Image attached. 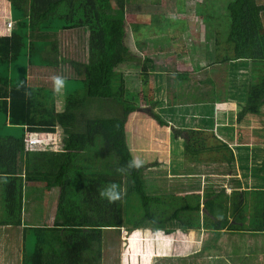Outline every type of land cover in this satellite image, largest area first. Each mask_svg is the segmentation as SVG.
Wrapping results in <instances>:
<instances>
[{"label": "trees", "instance_id": "1", "mask_svg": "<svg viewBox=\"0 0 264 264\" xmlns=\"http://www.w3.org/2000/svg\"><path fill=\"white\" fill-rule=\"evenodd\" d=\"M5 1L10 4V14L23 17L11 32L12 62L18 61L22 49L32 53L40 43L42 51L56 57L43 63L58 67L65 62L58 60L59 41L51 38L58 23L65 31L83 29L89 33L87 63L69 62L75 77L83 81L84 99L77 106H67L61 116L63 120L68 117L67 133L80 136L69 141L80 149L26 150L27 134L56 133L58 113L53 91L29 85L24 76L16 84L9 80V100L0 99V115L5 119L0 125V226L22 229V264H102L105 230L123 229L127 235L138 232L144 242L151 235L177 238L179 233L205 232L210 239L200 255L195 254L197 258L216 251L223 232L240 230L239 221L247 220L245 215L253 216L246 231L264 235V0H226L220 23L228 51L224 48L226 55L222 57L217 38L214 61L230 64L236 72L223 96L213 84L216 99L212 105L217 106L204 105L205 118L192 117L189 124L185 118L182 121L176 114L178 96L174 93L173 100L165 103L171 96L164 94L168 79L155 74L156 95L145 97V101L152 106L149 116L159 126L168 128L172 121L174 145L181 137V148L176 145L171 153L174 160L184 157L199 164L201 155L216 152L215 167L208 166L209 175L219 174L229 184L228 188H215L207 176L205 185L192 180L182 193L173 190V194L168 191L163 195L152 191L145 178L149 166L143 162L137 166L127 133L130 112L135 108L123 100V88L113 84L114 71L124 62L137 60L127 44L129 0ZM214 3L208 0L197 7L201 16L206 6L210 7L209 15L203 17L206 25L215 19ZM135 44L147 49L139 40ZM152 61L146 56L145 82L146 66ZM206 73L211 74L209 70ZM169 76L171 79L173 74ZM174 78L186 80L189 74L181 71ZM218 101H225L226 106H218ZM155 107L160 108L157 114ZM190 109L187 106L185 112ZM221 112L223 118L217 117ZM5 125L12 132L4 134ZM16 128L22 129L20 137L13 135ZM202 128L215 130L221 137L207 144ZM177 163L173 173L189 175L178 172L189 168L183 165L185 161ZM31 183H43L60 192L51 226L24 225V189ZM185 257L178 256L173 262L163 258L162 262L182 264Z\"/></svg>", "mask_w": 264, "mask_h": 264}, {"label": "rangeland", "instance_id": "2", "mask_svg": "<svg viewBox=\"0 0 264 264\" xmlns=\"http://www.w3.org/2000/svg\"><path fill=\"white\" fill-rule=\"evenodd\" d=\"M208 0H129L126 11V33L128 34L127 44L129 46V53L136 59L133 61L124 62L114 71L113 84L123 88V100L127 103L133 104L134 110L130 112V119L128 123L127 133L129 143L132 146V151L137 162L146 163L149 166L145 171V178L151 187L152 191L163 195L162 193L172 191L174 193H182L186 187L185 184L192 183V180H199L202 185L206 184L207 176L209 174V167L213 168L214 161L217 153L211 154L204 153L200 156L201 163L197 164L190 159L184 157L174 160L175 157L171 155L173 148L176 145L181 148V137L175 145L172 140L173 125L168 128L159 126L148 113V109L152 106L146 104L145 97L153 99L156 95L155 74H164L168 80L164 82V94H170L169 98L165 99V103L173 100V94L178 96L177 100V116L185 118L187 124L192 120V117L199 119L205 118L203 106L206 105L210 108H215L217 104L212 105L216 98L213 86L217 85L220 96H223L225 86L229 80H233V74L236 70L231 69L230 64H217L214 61L215 41L219 38L220 54L222 57L226 55L224 48L228 51L223 37V27L220 23L221 16L225 14L226 0H215L216 8L213 9L215 19L207 25L203 23L204 16H208L210 7L206 6L203 16L198 15V5L206 4ZM10 4L5 0H0V76L6 79L7 85L2 90V96H8L6 89L9 87V80L13 84L22 80L25 76L28 79L29 85L46 88L49 91L55 92L56 95V108L58 113V126L55 134L43 136L38 145L37 150L60 152L63 150H77L79 146L74 145V141L70 138L77 139L68 134L66 128L68 127V117L61 119L62 113L70 104L73 106L79 105L84 99V84L81 79L76 78L75 72L69 62L87 63L88 50H89V33L83 29L62 30V25L59 22L56 32L51 38H56L59 41V62L58 67L52 66L50 63H43L44 59L49 61L51 58L55 60V56L50 53L42 51V45L38 43L36 51L28 53L26 49H22L18 61H11V32H8V27L11 22L13 29L18 20L23 17L10 14ZM5 12V14H4ZM1 19H4L2 21ZM54 25V24H53ZM4 30L6 37L1 32ZM50 38V39H51ZM139 40L147 49L141 50L135 44ZM169 40L168 44H165ZM147 41V42H146ZM6 44L5 47L1 46ZM149 44H153L150 47ZM45 48V46H44ZM31 50V49H30ZM44 52V55H42ZM131 55V56H132ZM146 56L150 57L153 61L146 66V73L148 75L145 82L144 75V62ZM139 58V61H138ZM49 59V60H48ZM51 59V60H52ZM219 62V61H218ZM198 69V70H197ZM209 70L211 74H207ZM187 71L189 78L180 80L174 78L176 73ZM173 74L170 79V74ZM211 75V76H210ZM164 76V77H165ZM242 79H246L244 75H240ZM7 77V78H6ZM30 77V78H29ZM62 81L61 85L57 87L56 81ZM214 84V85H213ZM9 89V88H8ZM169 89V91H167ZM6 91V92H5ZM182 92L184 94L182 95ZM212 92V93H211ZM1 97V96H0ZM163 97V96H161ZM214 98V100H213ZM164 100V99H163ZM213 101V102H212ZM218 106H226L225 101H218ZM225 104V105H223ZM191 106L188 113L185 112L187 106ZM165 111H169L167 106L161 107ZM154 111L160 112L159 107H155ZM129 115V116H130ZM166 118V113L163 115ZM168 116V115H167ZM217 117L223 118L222 112L217 113ZM4 118L0 115V125L4 122ZM172 122V121H170ZM199 122V120H198ZM4 134L12 132L9 125L3 126ZM21 128L13 130V135L16 137L21 136ZM201 135L206 143L214 144L217 138L221 135L213 130L203 129ZM245 133L244 131H242ZM82 138V137H81ZM83 142V139H82ZM209 147V146H208ZM35 149V148H34ZM210 159V161H208ZM179 162H184L185 167L188 169L178 170V172L188 173L189 175H176L173 169L176 168ZM157 165V166H156ZM209 166V167H208ZM218 165H216L217 167ZM181 174V173H180ZM191 174V175H190ZM211 177V178H210ZM209 177L211 183L215 188L229 187V184L224 181L223 176L219 174H212ZM36 184V185H35ZM31 189L37 191L39 194L45 190L39 189L44 184L31 183ZM45 187V186H44ZM39 189V190H38ZM177 189V190H176ZM43 190V191H42ZM158 190V191H157ZM188 191V190H185ZM229 193L230 190L227 189ZM1 194V186H0ZM35 195V194H34ZM36 202L31 203L34 206ZM53 206H48V214H56L58 204L52 202ZM57 205V206H56ZM32 207L28 204L24 207L23 217L28 222H33ZM41 210L45 213V207L41 206ZM42 211L37 215H41ZM43 213V214H44ZM0 215L2 218V209L0 206ZM247 220L239 221L240 230L237 232H223L217 242V250L219 254L222 251L228 252L221 258V261H231L232 253L230 250L237 248H250L248 254L253 252L252 257L258 256L264 250V235L252 234L247 232L249 227V219L253 216L245 215ZM242 225V227H241ZM16 229V228H13ZM104 252L102 264H152L153 260L152 250L156 247L158 241L147 238L144 242L139 233L127 235L125 230L104 231ZM13 235L11 244L15 248L12 253L7 252V248L0 246V264H21V239H23L22 229H10ZM182 234L179 233L177 238L171 237L162 239L164 247H166L167 258L165 260H172L169 256H186L182 264H204L208 263L207 258L202 256L195 259L199 250L203 249L204 243L210 236L205 232ZM6 233L4 232V235ZM209 236V238H208ZM172 244V247L171 245ZM33 242H30L32 247ZM193 247V248H192ZM163 249V248H162ZM253 249V250H252ZM164 250V249H163ZM205 250V248H204ZM171 251V253H170ZM235 251V250H234ZM212 256L214 253L210 252ZM164 254V253H162ZM208 254V253H206ZM264 254V253H262ZM189 255V256H188ZM200 255V254H199ZM219 259V258H218ZM262 258L261 260H263ZM163 261V260H162ZM248 264H252L251 259ZM177 263V262H174ZM217 263V262H216ZM264 264V261L258 262ZM154 264H161L159 263ZM209 264V263H208Z\"/></svg>", "mask_w": 264, "mask_h": 264}, {"label": "crops", "instance_id": "3", "mask_svg": "<svg viewBox=\"0 0 264 264\" xmlns=\"http://www.w3.org/2000/svg\"><path fill=\"white\" fill-rule=\"evenodd\" d=\"M1 32H2L1 35L6 37V33H8L9 31L5 32L4 30H1ZM1 46H3V44ZM4 47L5 46H3V48ZM8 80H10V79H8ZM6 85H7L6 79L0 76V96H1L0 99H2L3 101H5V100L8 101L9 100L10 85L8 87L9 89L8 88L6 89V91H8V96L7 95H6V97L2 96V90H3V88L6 87ZM183 94H184V92H182V95ZM176 111H177V109H176ZM171 124L173 125L172 122H170V125ZM49 135L50 134H27L26 140H27V138H31L32 140L33 139H35V140L38 139L39 140L38 143H40V141H42L41 138L43 136H49ZM42 143H43V141H42ZM31 186H32L31 184H28V185H26V187L24 189V191H25V197H24L25 205H24V207L26 205L28 206V204L32 207L31 210H32L33 213H32L31 216L33 217L34 220H33V222H28L29 218H27L25 220L24 217H23L24 225L28 224V225L51 226L53 224V222H54V218H55L56 214L53 213L52 211H51L50 214H48V211H46V210H47L48 206H53V204H52L53 201L56 204L58 203L60 192L57 189H48L46 187V185L44 184L45 187L44 186L42 187V185H40V187H39V189L41 188V189L45 190V192L42 190L43 191L42 193H44V194L41 195L37 191H34L33 189H31ZM33 202H36V204L34 206L31 205V203H33ZM41 206L45 207V213L43 212V210H41ZM40 211H42L44 214L40 213L41 215H37V213L40 212ZM10 229L17 230V229H13V227H1L0 226V246L7 248V250L9 249L7 252L12 253L13 252L12 249L15 248V247L13 246V244H11V242H12L11 239L13 238V235L10 233ZM4 232L6 233L5 235H4ZM163 237L164 238L165 237L166 238L171 237V241H173V239H172L173 236L172 235L171 236H165L163 234H159L157 236H153V235L149 236V238H152V240L158 241V243L156 244V247H154V249L152 250V253L154 255L153 256L154 259L151 260L152 264H154L155 262L159 263L160 261H161V264H163L162 259L168 257L166 253L169 250L166 252V247H164V243H162ZM170 245L172 247V244H170ZM216 247H217V244H216ZM20 249H21V264H22L23 239H21ZM249 249L250 248L243 247V248H237V249L230 250L229 252H233L232 253V257H231V261H226V262L221 261V258L224 257V255L228 252V250L222 251L221 254H219L217 252V250H220L219 247H217L216 251L215 250L212 251L214 253V256H212L211 253H208V254L205 253L202 257L203 258H207L209 264H248V263H250V262H248L249 259H251L252 264H259L258 262L264 261V259L261 260L262 258H264V254H262V253H264V250H262V252L260 253L262 255V257L260 256V260H258V256L252 257L253 256V252L252 251H251V253H249V254H251V256L250 255H246V254H248ZM202 250L200 249L198 254H200L202 252ZM162 253H164V254H162ZM170 253H171V251H170ZM169 257L174 258L172 261L169 260V262L177 261V259H178L177 258L178 256H176V255L174 257L173 256H169ZM195 258H197V257H195ZM212 259H215L217 263L216 262L215 263H211ZM208 263H206L204 261V264H208Z\"/></svg>", "mask_w": 264, "mask_h": 264}, {"label": "clouds", "instance_id": "4", "mask_svg": "<svg viewBox=\"0 0 264 264\" xmlns=\"http://www.w3.org/2000/svg\"><path fill=\"white\" fill-rule=\"evenodd\" d=\"M11 23V22H10ZM12 30H13V25H12V27H8V31L9 32H12ZM61 83H62V81H60L59 79H57V81H56V84H57V87H59L60 85H61ZM27 140H32L31 138H27ZM33 140H35V139H33ZM38 142H39V140L38 139H36ZM38 142L33 146V147H29V149H27V145H26V150L27 151H38L37 149H36V146L38 145ZM25 144H26V140H25ZM35 148V149H34ZM41 150V149H40ZM137 166H138V162H137Z\"/></svg>", "mask_w": 264, "mask_h": 264}, {"label": "built area", "instance_id": "5", "mask_svg": "<svg viewBox=\"0 0 264 264\" xmlns=\"http://www.w3.org/2000/svg\"><path fill=\"white\" fill-rule=\"evenodd\" d=\"M9 27H12V24H9ZM38 141L37 140H26L27 149L33 147Z\"/></svg>", "mask_w": 264, "mask_h": 264}]
</instances>
